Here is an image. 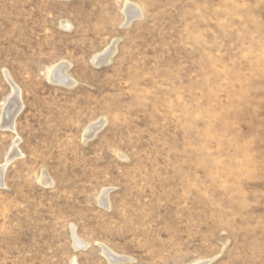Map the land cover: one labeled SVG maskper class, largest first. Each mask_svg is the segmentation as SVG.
<instances>
[{"label": "rangeland", "instance_id": "374dc122", "mask_svg": "<svg viewBox=\"0 0 264 264\" xmlns=\"http://www.w3.org/2000/svg\"><path fill=\"white\" fill-rule=\"evenodd\" d=\"M2 165L0 264H264V0H0Z\"/></svg>", "mask_w": 264, "mask_h": 264}, {"label": "bare ground", "instance_id": "6f19581e", "mask_svg": "<svg viewBox=\"0 0 264 264\" xmlns=\"http://www.w3.org/2000/svg\"><path fill=\"white\" fill-rule=\"evenodd\" d=\"M131 8H129L128 6L126 7V9L124 10L127 17H128V21H131L133 18H136L138 15L136 13L135 10H130ZM110 52V51H109ZM106 53V52H105ZM110 53H106L104 54L101 58H100V61H107L110 57ZM99 58V57H98ZM96 60V59H95ZM98 61V60H97ZM99 63V61H98ZM66 67V65H65ZM64 68V67H63ZM63 70V69H62ZM61 69L59 68H56V71H51V76H55V75H59V73L62 74V71ZM58 71V72H57ZM48 72V71H47ZM50 77V76H49ZM48 77V78H49ZM66 77V76H65ZM64 79V77H62ZM50 79V78H49ZM70 79V78H69ZM63 81V80H62ZM70 81V80H69ZM59 83V82H58ZM61 83V82H60ZM64 84V83H62ZM19 91L17 90L16 87H14L12 85V96L10 97L9 99V102H8V106L7 108H5L6 110L4 111V115L2 117V122H1V125L4 126V127H8L10 129H12V125H13V122H14V118L16 117V115L18 114V112L21 110V104H20V97H19ZM6 107V106H5ZM1 126V127H2ZM94 129V128H93ZM16 145L15 143L12 145V148H11V152L10 154L8 155V157L6 158L5 160V165L8 164V162L11 161V159H13L12 157H15L17 154H16ZM5 166L2 165L0 166V185H1V180H2V173H3V170H4ZM106 202L105 200V196L103 195V197L101 198V202ZM73 238H74V243L76 246H80V242L78 239L75 238V236L73 235ZM103 253L104 255H107L108 258L112 255L110 252H108L106 249L103 250ZM115 258V257H114ZM201 264V263H200ZM203 264V263H202Z\"/></svg>", "mask_w": 264, "mask_h": 264}]
</instances>
